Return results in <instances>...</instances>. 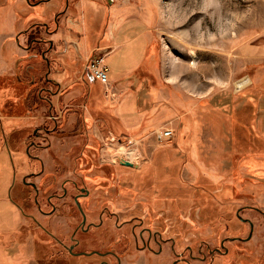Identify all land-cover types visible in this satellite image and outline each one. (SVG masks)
Listing matches in <instances>:
<instances>
[{
	"label": "rangeland",
	"instance_id": "1",
	"mask_svg": "<svg viewBox=\"0 0 264 264\" xmlns=\"http://www.w3.org/2000/svg\"><path fill=\"white\" fill-rule=\"evenodd\" d=\"M74 1L88 14V30L75 7L59 16L56 38L35 31L56 40V47L69 45L65 55H52L54 79L46 81L38 72L31 84L20 65L19 83L30 89V99L16 83L10 90L21 95L20 115L12 116L10 109L9 118L18 121L26 138L23 170L15 179L22 176L36 187L20 186L14 196L25 220L21 239L33 236L34 259L23 264L99 263L98 255L67 252L70 234L81 222L72 202L76 181L90 191L80 201L87 219L95 222L100 209L104 212L102 224L74 235L75 250L111 247L120 264H264V0ZM60 5V0L36 7L25 0H0V25L8 30L15 16L11 39L27 25L36 30L40 22L50 30ZM115 6L125 15L142 16L150 36L151 62L136 69L143 56H137L143 36L135 35L141 24L129 18L118 23L113 41L133 37L103 62L109 77L128 75L124 88L110 82L105 87L86 67L103 54L97 46L85 51L84 43L99 41L107 12ZM16 41L22 42L21 34ZM128 48L138 59L133 72L117 57ZM34 58L35 71H43L44 63ZM242 78L248 81L237 86ZM161 126L173 131L167 141L155 137ZM33 130L40 134L31 135ZM118 155L136 166L121 164ZM48 194H55V210L44 216L38 208L49 209ZM136 221L170 238L163 252L135 247L130 225Z\"/></svg>",
	"mask_w": 264,
	"mask_h": 264
},
{
	"label": "crops",
	"instance_id": "2",
	"mask_svg": "<svg viewBox=\"0 0 264 264\" xmlns=\"http://www.w3.org/2000/svg\"><path fill=\"white\" fill-rule=\"evenodd\" d=\"M75 7H77L81 15L80 23L85 25V29H87V24L89 25L87 17L88 14L83 11V8L80 6V4L76 5ZM125 13L127 12L122 10L120 7L117 8L115 6L109 8L104 29L99 41L97 43L96 41H93L90 45L87 40L84 43L85 51L88 49L91 50L93 46H97L98 51L102 52L103 54L104 61L105 58L117 51V45H120L133 37H129L130 35H127L118 41H113L117 35L118 23H121L123 19H135L137 23L139 22L141 24L140 29L137 30L135 35L139 33L140 36H143V39L138 45L139 53L137 54V56L139 55L138 58H140L141 54H143V56L136 69L139 67L142 68L144 65L147 66L151 62V59L148 56L149 52L147 53L148 44L150 42V36L148 35L147 30V22L142 16H139L135 13L131 15H125ZM67 14L68 13H66L65 17ZM12 21L13 25H11L8 30L3 29V25H0V264H23L25 262H32L34 259V244L32 240L33 236L31 233H28V235L23 238L24 241L21 239L24 235H26V233L22 234V229H24L25 226V220L18 202H16L14 199V196L17 195L21 189L20 186H23L24 178L21 176L19 180L15 179V174L16 172L21 174V171L23 170L21 166L23 162L20 153L21 150H23L22 146L26 138H24V135L22 137L24 131L22 130V127L18 121L15 120L14 124L9 118L11 113L13 114L12 116L20 115L16 103L19 101L18 99H20L19 96L21 93L20 95L16 92L11 93L10 90H12V86L16 83L17 86H15L17 87V90L22 88L24 90V87L22 86L24 85V82L21 81V83H19L18 78V75H20L21 71H23V68L20 69L21 71L18 68L20 65L23 67V64L18 62V68L13 66V62L17 60L16 57L23 54L24 50L19 47L15 37L14 39H11V34L13 32L12 28H14L16 25L14 24V15L12 16ZM59 23L61 24L60 21ZM38 24L40 25L39 28L45 32L47 28L45 24L42 22ZM132 24L133 23H131V25ZM60 27L61 25L58 24L56 25L55 29H53L55 32L52 35L55 36V38L60 34ZM127 29L128 27L125 30ZM124 33L125 31H123V36ZM70 35H72V33ZM72 45L74 46L73 42ZM101 48H104L103 51ZM152 54L153 52L150 53V56ZM134 55L135 54L132 48H128L123 52H119L117 54L119 64L123 66L126 62H129V64L133 66L136 61H138L137 56ZM123 59L127 61L124 62ZM134 66H136V64ZM134 66L129 67V70H131V68L133 69ZM130 72L133 71L131 70ZM126 77L116 79L115 76H108V79L110 83L116 84L117 87L124 88L126 84ZM24 92V99L29 100L31 95L30 89L27 91L25 89ZM10 109L13 112L10 113ZM6 136L8 139H5ZM11 152H13L14 158L17 162L15 163V166L12 163ZM30 174L35 176V173ZM17 180L18 182H16Z\"/></svg>",
	"mask_w": 264,
	"mask_h": 264
},
{
	"label": "flooded vegetation",
	"instance_id": "3",
	"mask_svg": "<svg viewBox=\"0 0 264 264\" xmlns=\"http://www.w3.org/2000/svg\"><path fill=\"white\" fill-rule=\"evenodd\" d=\"M25 1L27 4H29L33 7H36V6H39L42 2H46L49 0H25ZM74 3H75V1L73 2V0H60L61 8L54 14L53 20L51 19L54 22V26L50 30L48 28H46L45 33L52 34L55 32L53 29H55L56 25H58V24L60 25L59 16L63 15L62 18H65L66 13L69 10H72L75 8L76 5H74ZM35 24H37V23H35ZM39 27H40V25H36V27H34L36 30H33L32 26L30 27V25H27L26 27H24L23 29L18 31V33H19L18 36H15V38L17 40L20 37V34L22 35L23 40H22V42L19 41L18 45L20 48H22V50H24V53L21 55H18L16 57L17 60L13 62V66L16 68L18 62H21L23 64L22 66L24 68L25 74L28 73L30 76L28 81H30L31 84H32L33 77L38 72L42 73V75L44 76L46 81H52L54 79L52 77V74H51V72L54 70L51 67L52 55H54V53L58 54V56L65 55V53L67 52V49L69 48L68 43H65V46L62 44V45H58L56 47L55 46L56 40H54L52 37L43 38L42 36L36 35L35 31L37 33V31L39 30ZM39 31L41 32V30H39ZM74 33H76V32L72 30V35H74ZM42 41L46 42V46L42 47L41 49L37 48L38 46H36V45H40V43ZM72 48L77 49V46L75 43H74V46L72 45ZM32 58L37 59L38 60L37 63H39L40 61H42L44 63L43 71H42V68H39L38 71L37 70L35 71L34 64H33L34 61H32ZM90 87H92V86H90ZM47 117L50 119L52 118L50 116H47ZM84 121H85V119H84ZM46 131H51V130L46 129ZM33 134L35 136H37L40 133L38 130H33V133L31 132V135H33ZM45 134L47 135L48 133H45ZM25 153L27 154V149L25 150ZM34 159H36V158H34ZM38 162L40 163V165L42 164L41 159H39ZM34 175H37V173ZM31 183H34V182H32L31 180H26L25 178L23 179V187L24 188L25 187H31V188L36 190L35 184H34V186H32ZM82 184L83 183H81V182L78 184L77 181L73 182V186L76 188V191L72 195V202H73L74 206L76 207L77 211L80 213V216H81L80 221L81 222H80V225L75 226V228L73 229V231L70 234V237H69L70 243L68 244L67 252L70 255H78V256L79 255H86V254L98 255L100 257L98 264H110L109 262H107L105 260V258H112L116 261L117 264H120V256L114 250V248H111V247L105 248L102 250L92 249L90 252H85L83 250H75V248L79 244L78 238H76V236H74L75 234H78L79 232H84V231L88 232L91 227H97L103 223L101 218H102L104 210H102V209H100V214H99L97 221L94 222V221L87 219V214L85 212L84 206L82 205V202L80 203V201L83 198L87 197L90 194V191L88 188H86ZM62 194L63 193L56 195V196H61ZM53 198H55V194L54 195L48 194L45 198L46 203L49 204V206H50L49 209H45L42 207L38 208L39 212L42 215L50 216L51 214H53V212L55 210V205H54V202L52 201ZM25 200H27V199H25ZM32 200H33L34 204H38L37 203L38 199L36 196H33ZM26 214L30 219H33V218L35 219V216H33L31 213H26ZM83 215H84V220H83ZM139 223H140V221H136V223H133L132 225H130L131 232L133 233L135 247L138 250H143V251L147 250V251H150V252L157 254V255L160 254L161 252H163L164 251L163 250L164 245L167 244L168 242H170V238L167 239L166 237H163L162 235H160V233H158L156 231L152 232L147 227L139 225ZM248 223L250 225V230H251L252 229V223L250 221H248ZM127 224H128V222H127ZM38 226L41 230H43L49 236H51V238L56 242V244H59L60 240L56 236H54L53 233L45 225H43L40 222V223H38ZM115 226L117 229H120V228H122L123 223L122 222L121 223L115 222ZM220 247L223 248V243L220 244ZM223 251H226V249L223 248ZM216 252H221V249L216 248ZM55 258H57V257H55ZM175 261L176 260H174L173 264H176Z\"/></svg>",
	"mask_w": 264,
	"mask_h": 264
},
{
	"label": "built area",
	"instance_id": "4",
	"mask_svg": "<svg viewBox=\"0 0 264 264\" xmlns=\"http://www.w3.org/2000/svg\"><path fill=\"white\" fill-rule=\"evenodd\" d=\"M86 67L93 73V76L105 87L109 83L108 75H107V66L103 62V57H97L86 65ZM162 127V126H161ZM158 128L154 131L155 137L159 141H167L172 135L173 131L170 127H162Z\"/></svg>",
	"mask_w": 264,
	"mask_h": 264
},
{
	"label": "water",
	"instance_id": "5",
	"mask_svg": "<svg viewBox=\"0 0 264 264\" xmlns=\"http://www.w3.org/2000/svg\"><path fill=\"white\" fill-rule=\"evenodd\" d=\"M112 0H107V2H111ZM32 83H33V80H32ZM119 156V155H118ZM118 159H119V162L121 163V164H123V165H127V166H136V164H134L132 161H130V160H128V159H124V158H122V157H118ZM31 185L32 186H34V183H31ZM263 216H264V214H263ZM242 219V218H241ZM83 220H84V215H83ZM250 234H251V230H250V233H249V236L248 237H250Z\"/></svg>",
	"mask_w": 264,
	"mask_h": 264
},
{
	"label": "bare ground",
	"instance_id": "6",
	"mask_svg": "<svg viewBox=\"0 0 264 264\" xmlns=\"http://www.w3.org/2000/svg\"><path fill=\"white\" fill-rule=\"evenodd\" d=\"M247 81H248L247 78H242V79H240V80L237 82V86H241V85H243L244 83H246Z\"/></svg>",
	"mask_w": 264,
	"mask_h": 264
}]
</instances>
